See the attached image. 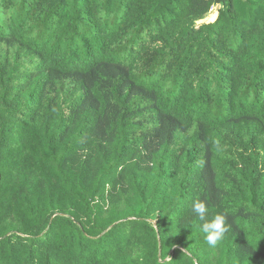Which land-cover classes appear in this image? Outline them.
Listing matches in <instances>:
<instances>
[{
	"label": "trees",
	"instance_id": "trees-1",
	"mask_svg": "<svg viewBox=\"0 0 264 264\" xmlns=\"http://www.w3.org/2000/svg\"><path fill=\"white\" fill-rule=\"evenodd\" d=\"M167 255L264 264V0H0V264Z\"/></svg>",
	"mask_w": 264,
	"mask_h": 264
},
{
	"label": "clouds",
	"instance_id": "clouds-1",
	"mask_svg": "<svg viewBox=\"0 0 264 264\" xmlns=\"http://www.w3.org/2000/svg\"><path fill=\"white\" fill-rule=\"evenodd\" d=\"M203 21H196V24ZM192 211L199 217L202 222L199 225V230L203 234L204 242L210 248H216L223 240L225 233L229 230L226 215L223 212H216L209 217L208 210L205 204L201 201H196L192 205ZM172 259L167 255L161 258L160 264H170Z\"/></svg>",
	"mask_w": 264,
	"mask_h": 264
},
{
	"label": "rangeland",
	"instance_id": "rangeland-1",
	"mask_svg": "<svg viewBox=\"0 0 264 264\" xmlns=\"http://www.w3.org/2000/svg\"><path fill=\"white\" fill-rule=\"evenodd\" d=\"M218 9H219V6H215L214 8H212L209 15L205 18L204 22L206 23L214 22L217 17Z\"/></svg>",
	"mask_w": 264,
	"mask_h": 264
}]
</instances>
